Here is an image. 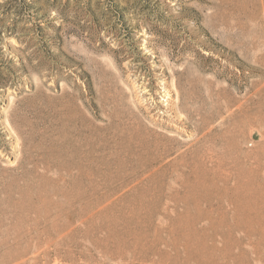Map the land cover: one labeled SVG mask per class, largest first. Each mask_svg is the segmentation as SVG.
I'll list each match as a JSON object with an SVG mask.
<instances>
[{"label": "rangeland", "instance_id": "374dc122", "mask_svg": "<svg viewBox=\"0 0 264 264\" xmlns=\"http://www.w3.org/2000/svg\"><path fill=\"white\" fill-rule=\"evenodd\" d=\"M0 148V264H264V0H0Z\"/></svg>", "mask_w": 264, "mask_h": 264}, {"label": "bare ground", "instance_id": "6f19581e", "mask_svg": "<svg viewBox=\"0 0 264 264\" xmlns=\"http://www.w3.org/2000/svg\"><path fill=\"white\" fill-rule=\"evenodd\" d=\"M146 36V35H145ZM144 40V39H143ZM145 42H152L151 38L150 40H144ZM145 45V44H144ZM145 47L147 48V46L145 45ZM145 48V49H146ZM144 49V48H143ZM148 49V48H147ZM151 49V48H150ZM148 52V51H147ZM153 52V51H152ZM163 54V53H162ZM153 55V54H152ZM154 56V55H153ZM166 60V59H165ZM163 71V70H162ZM142 78V77H141ZM149 80V79H148ZM162 84V88L163 92L161 93L162 96H164L165 98L163 99L164 101H167V106L165 108L170 109L171 111H175V108L181 109L180 107V102L182 100V96H186L188 97L187 92H183V90L178 86V88H175V84L170 86V82L167 78V74H164L162 77V81H160ZM148 84L145 81H142V87H144V89L148 88ZM181 89V90H180ZM150 89L146 90L149 91ZM161 92V91H160ZM158 93V92H157ZM151 95V94H150ZM162 107V106H161ZM151 111V109H149ZM177 111V110H176ZM180 112V110H179ZM178 112V113H179ZM183 112V111H182ZM10 129V128H9ZM15 134V133H14ZM18 134V133H17ZM0 152H2V149L0 148Z\"/></svg>", "mask_w": 264, "mask_h": 264}]
</instances>
